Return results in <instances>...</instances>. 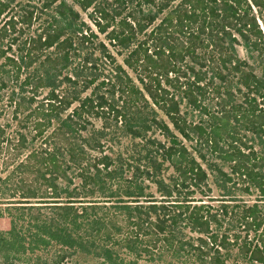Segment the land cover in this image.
I'll return each mask as SVG.
<instances>
[{"label":"trees","instance_id":"16d2710c","mask_svg":"<svg viewBox=\"0 0 264 264\" xmlns=\"http://www.w3.org/2000/svg\"><path fill=\"white\" fill-rule=\"evenodd\" d=\"M40 1L38 9L34 6L28 9L14 4V0H0V92L7 90L8 84L13 87L21 74L30 70L18 84L19 95L9 91L7 105L13 108L14 120L17 114L26 111L19 119L21 128L30 134L29 142L39 141L38 148L30 149L23 161L0 178V218L4 215L9 218V229L0 231V254L7 257L5 254L10 252L32 253L54 244L61 251L54 264H61L68 255L89 253L86 243L101 239L102 244L97 246L101 252L96 256L107 264L115 262L114 245L131 251L139 244L144 247L138 251L150 256L155 250L159 254L171 251L208 264H226L228 252L235 249L239 262L264 264V158L238 135L242 129L264 138V0H136L135 9L124 15L119 11L109 14L103 6H95V0H72L82 12L94 6L87 18L110 46L127 48L134 44L122 63L134 72L140 85L136 86L116 66L115 84L110 85L109 93L118 94L120 106L115 107L103 95L84 97L64 119H60L61 114L75 99L57 95L52 83L69 65L75 40L88 43L96 35L85 27L84 34L76 36L74 26L79 14L64 0ZM113 1L122 9L133 0ZM175 1L176 5L170 8ZM142 6L153 11L144 12ZM47 10L53 11L48 22L32 37L26 36L21 41L25 30ZM140 35L145 37L136 41ZM14 46L17 57L9 54ZM236 46L249 54L253 65L236 56ZM106 58L113 62L107 53ZM62 79L74 83L66 77ZM92 83L93 80L88 81ZM106 84L100 81L98 86ZM42 88L51 89L37 102V90ZM24 89L28 97L22 95ZM181 103L191 111L207 114V129L186 123L180 114ZM130 108L136 112L155 109L172 128L151 118L153 126L168 140L167 145L156 143L154 147L175 174L169 187L153 181L164 200L174 198V193L189 198L196 191L199 194H204L201 190L208 191L206 173L181 142L192 140V136L202 144L199 146L229 165L228 173L214 169L226 183L234 185L236 179L244 184L245 192L249 188L255 190L257 202L231 207L236 208L232 216L237 227L241 226L242 237L213 233L209 226L217 221L206 204L191 205L188 199L148 200L147 205L133 201L143 197L142 188L133 181L121 180L120 171L111 169L112 161L100 151V145L80 135L88 117L110 116L122 122L133 137L141 136V131H149L150 126L142 120H139L141 129L127 124ZM207 111L216 112L212 115ZM53 121L59 122L58 126L47 132ZM7 127L0 125V156L6 153L1 161L2 173L27 144L26 133L6 134ZM94 150L99 152L98 157L90 155L89 151ZM196 153L203 158L199 151ZM15 172L31 176L13 179ZM112 186L123 198L115 205L104 207L90 202L84 205L87 203L83 199L98 191L112 197L115 194L110 192ZM43 207L51 211L41 216L39 211ZM221 209L226 215V206ZM151 214H160L163 220L152 221ZM118 216H123L124 224L118 225ZM181 222L202 235L196 239L198 245L176 236V226ZM126 228H134L131 236L128 230L122 233ZM248 232H252L251 239H247ZM142 237H148L147 241H141ZM210 250L212 255L208 256Z\"/></svg>","mask_w":264,"mask_h":264},{"label":"rangeland","instance_id":"374dc122","mask_svg":"<svg viewBox=\"0 0 264 264\" xmlns=\"http://www.w3.org/2000/svg\"><path fill=\"white\" fill-rule=\"evenodd\" d=\"M67 4L71 5L79 14V20L75 24L74 28L77 29L76 36L83 35L85 27H88L90 31H92L96 35V39H91L88 43H78L76 40L74 42L73 51L71 52V58L69 65L67 68L61 71V74L54 78L53 85L51 87L55 93L59 96H65L68 98H73L75 101L73 102L72 106L66 110L63 114H61L60 119H64L67 115H70V110L78 104L79 100L83 99L84 97L94 98L96 95H103L106 98V101L115 105V107L120 106V102L117 99V93L111 95L109 91L111 90L110 85L115 84V74L116 66H120L121 69L127 74V76L131 79V81L136 85L139 86L140 84L137 82V77L134 72L127 69L122 63V60L125 58L127 53L134 47V44H131L127 48L122 47H114L110 46L103 34H98L87 18V14L91 13L93 7H90L85 12H82L78 9V7L73 4L72 0H64ZM135 1L133 0L131 3L125 5V8L120 9L117 7V4L113 0H95V6H103L109 14L113 12L119 11L121 15L129 11H133L135 9ZM156 1V0H155ZM15 3H20L21 5L34 6L36 9L40 6V0H14ZM176 5V1L173 2L170 6L172 8ZM142 10L144 12L153 11L151 7L142 6ZM36 13V11H35ZM46 14H41L37 20H35L32 25L25 30L24 34L21 36V41L26 37H32L39 28L48 22V16L53 15V11L47 10ZM166 11L162 12L160 16L155 20L154 25L158 23L159 19L164 16ZM34 16V15H33ZM81 23L83 26H81ZM63 24V23H62ZM21 27H24L21 25ZM72 29V28H70ZM144 35L137 36L136 41H139L143 38ZM145 37V36H144ZM20 41V42H21ZM15 46L11 48L9 54L14 55L17 57V52L14 50ZM236 56L240 59H244L250 66L253 65V59H249V54H246L245 50L241 46H236L235 48ZM106 53L110 55L113 62H110L109 59L106 58ZM35 66V65H34ZM33 66V67H34ZM30 71V70H29ZM25 71L21 74L18 82L12 87V84H8L7 90L0 92V125H7L8 127L5 128L6 134L11 133H26V149L22 150L20 155H18L13 162H11V166H6V172L2 173L3 165H1V161L5 159L6 153H4V157L0 156V178H3L7 171L9 172L17 163L23 161L24 157L27 155L28 151L32 148H38L39 141L29 142L30 134H27V129H23L22 123L19 122V119L26 113V111H22L21 114H17V120L12 118L13 111L12 106L9 107L7 105V96L9 91L12 90L13 93L18 94L19 88L18 84L20 83L21 79L25 75V73L29 72ZM258 74V70H255ZM66 77L70 81H74V83H70L68 81L63 80L62 78ZM89 80H93L92 84H88ZM103 81L107 83L104 87H99L98 83ZM85 87V88H84ZM51 88H42L37 90V97L36 101L41 102V100L46 96L49 89ZM23 96L28 97L29 94L23 90ZM19 95V94H18ZM239 98V97H238ZM237 98V100H238ZM213 102L209 101L208 105L212 106ZM34 106V104H33ZM211 108V107H210ZM214 109L213 107L210 109ZM216 111H207L209 114H214ZM180 114L185 119L186 123L191 125H200L207 129V125L209 124V117L208 115L200 112V111H191L187 107L184 106L183 103L180 105ZM127 118L125 120L128 121L127 124L136 128H139V120L145 122L146 125L150 126L149 131L143 132L141 131V136L133 137L130 135L124 128V124L120 123L119 120L114 121L111 117H104V118H93L88 117L86 122L83 123L85 130L80 132V135L84 138H91L90 142L92 141L97 142L100 145V151L103 152L105 155L109 157L112 161L111 169H115L120 171L121 180H129L133 181L137 185L142 188L143 197L139 199H135L138 204L147 205L146 202L149 200H153L156 202H163V201H176L182 202L185 200L192 201L190 204H206L210 207V213L215 216L217 223H211L210 229L213 233L220 236L223 233L228 235L231 234H239L241 237L243 236V231L241 230V226L237 227V223L235 222V217H233V213L236 212V208L231 207H239V206H249L255 202H257V193L253 188H249L248 192L244 191V184L240 183L238 180L234 179V185L226 183L221 176L214 169H219L224 173L229 172V165L222 163L218 158L215 157L214 154L210 153L205 149V147H201L199 145L200 142L196 139V136H192V140L184 141L181 140L183 145L187 148L189 153L194 157L196 162L200 165L201 169L206 173V186L208 191L201 190L204 194H199L197 191L193 194L188 196L189 198H185L182 194H172V197L169 200H164L161 196V193L157 190L154 180L161 181L164 185L170 186L171 183L175 179V174L172 169L169 167L167 162L162 158L159 152L154 147V144L161 143L163 145H167L168 140L167 138L162 135L151 123V118L156 120L164 121L168 127L172 130L170 124L167 122L165 117L159 112L154 109V111H138L130 108L127 111ZM59 122H52L51 127L48 131L52 128L58 126ZM175 135L176 132L172 131ZM239 138L241 141L246 145L252 147L254 151L260 157L264 158V138H257L255 135L250 134L249 132H245L242 129L238 131ZM153 143V144H152ZM200 152L203 155V158L200 159L197 156L196 152ZM92 157H98L100 154L97 151H89ZM142 173L141 175H137V173ZM264 172V171H263ZM147 173V174H144ZM26 177L30 178L31 174H19L18 172L13 174V179L17 177ZM233 178H235L233 176ZM120 180V181H121ZM78 180H74L75 184H78ZM123 183V182H122ZM114 192L115 186L111 188ZM96 191V190H95ZM115 194L109 196L106 192H96L93 196L88 198H84L83 201L95 203L94 205L110 207L109 205H115L119 199H123L120 196L119 191L114 192ZM202 195H205L202 196ZM149 197V198H148ZM184 198V199H182ZM124 201V200H123ZM132 201V200H127ZM262 204L264 202H258ZM84 205H88L84 204ZM91 205V204H90ZM130 205H133L130 203ZM226 206L227 214L224 215L221 212V207ZM3 207V206H2ZM102 209H100L101 211ZM49 209L43 207L40 208L39 214L42 216L46 213H49ZM99 210L96 212H100ZM231 211V213H230ZM87 212L90 213V209H87ZM13 215L17 214L15 211H11ZM36 213L32 214V217H35ZM31 217V218H32ZM118 225L124 224L123 216H118L117 218ZM150 219L153 221L161 220L162 217L160 214L150 215ZM33 220V219H32ZM163 220V219H162ZM166 223V222H165ZM184 222H181L180 225L176 226V236L181 238L182 240H188L193 245H198V241L196 240L197 237H202L195 231L189 230V228L183 226ZM9 229V218L7 216H3L0 218V231L5 232ZM128 230L129 236H131L134 232V228H126V232ZM252 238V232L247 233V239ZM141 241H147L148 237H142ZM101 239L89 240L90 244L93 245L95 248L90 246L89 248L88 243H86L85 248L90 251L89 253L79 251L75 254H71L66 256L61 264H107L103 261L102 258L97 257L96 253H100L101 251L98 250L97 246L101 245ZM147 245V244H145ZM60 246L50 244L47 248H39L34 252H25L23 254H15V253H7L5 254L7 257L0 254V264H54L56 256L60 254ZM144 244L142 245H135L132 247L131 251H128L125 248H118L114 245L115 251V262L114 264H208L205 260L194 259L192 256H188L186 254H172L171 251L163 252L159 254L156 252L152 253V256L147 255L142 251H138L139 248L142 249ZM206 247H203V251L205 252ZM236 250L232 249L229 253L228 260L226 264H246L245 262H239L236 259ZM70 252V251H69ZM206 253V252H205ZM157 254V255H156ZM208 256L212 255V251L207 252ZM151 259V260H149ZM110 264V263H108Z\"/></svg>","mask_w":264,"mask_h":264}]
</instances>
